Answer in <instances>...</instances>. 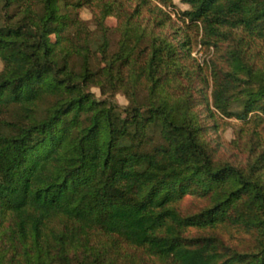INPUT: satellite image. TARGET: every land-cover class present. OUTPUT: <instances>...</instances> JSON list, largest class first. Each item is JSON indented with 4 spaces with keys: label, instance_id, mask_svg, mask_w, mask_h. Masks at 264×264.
<instances>
[{
    "label": "trees",
    "instance_id": "trees-1",
    "mask_svg": "<svg viewBox=\"0 0 264 264\" xmlns=\"http://www.w3.org/2000/svg\"><path fill=\"white\" fill-rule=\"evenodd\" d=\"M0 1V264H264V0L179 12L214 50L205 116L192 39L147 0Z\"/></svg>",
    "mask_w": 264,
    "mask_h": 264
},
{
    "label": "rangeland",
    "instance_id": "rangeland-1",
    "mask_svg": "<svg viewBox=\"0 0 264 264\" xmlns=\"http://www.w3.org/2000/svg\"><path fill=\"white\" fill-rule=\"evenodd\" d=\"M105 2L112 1V0H104ZM128 5L130 8H135L138 2L141 0H127ZM148 5L150 7L156 6L165 12L169 13V17L171 19V22L174 23V26H171L169 23L164 25L163 31L168 32V33H175L180 34V32L186 31L188 36L192 39V52H191V57L195 59L197 63H199L204 69L202 70V74L208 79V85L201 86L197 90V94L199 96V101H200V109L201 113L205 116L207 114V111L205 110L206 104H210V92H211V80L209 77V72L205 69L204 66V61L210 59L212 56L214 50L213 48H205L203 47L199 40H200V33L197 34V31L194 28L188 29L186 27V24L188 23L186 21V24L182 22L181 17H179V12L189 10L190 5L186 2V0H172L173 5H168V6H163L161 5L157 0H147ZM15 9V6L13 5L10 9V11H13ZM95 10V7L92 5H83L78 9V13L82 19L87 20L91 24L92 16H93V11ZM5 10L3 9V2L0 1V23L3 21V14ZM150 15V12L147 9H143L141 13V18L143 20H146ZM105 23L114 29L117 26V19L115 18L114 15H109L105 19ZM91 28H93L92 25H90ZM114 39L117 38V35L114 33L113 34ZM184 39L182 36L180 37ZM225 49L226 46H223ZM3 64L0 60V70L2 69ZM92 91L96 94L97 98L101 99L102 96L100 94V91L98 88L94 87L92 88ZM116 102L123 106L126 107L129 105V100L124 95L123 92H119L115 96ZM232 111H237L240 110V106L235 103L232 105ZM259 115L264 119V113L258 112ZM253 114V113H251ZM251 114L249 116H251ZM221 121H223V126L219 129H214L209 132V139L211 141V144L213 147H215L216 151L219 153L220 156L224 157L230 162L241 164L244 163L248 157V151L244 148H241L238 143H237V135H238V129L240 127H244V123L234 117L232 118H227V117H222L219 115ZM208 124L212 125L213 120H208ZM264 147V145H262ZM190 199H186L184 202H188Z\"/></svg>",
    "mask_w": 264,
    "mask_h": 264
}]
</instances>
